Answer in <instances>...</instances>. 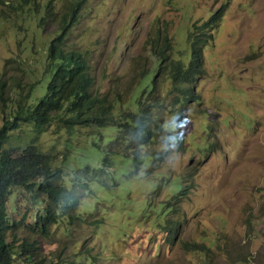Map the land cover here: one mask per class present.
I'll use <instances>...</instances> for the list:
<instances>
[{
  "label": "rangeland",
  "instance_id": "rangeland-1",
  "mask_svg": "<svg viewBox=\"0 0 264 264\" xmlns=\"http://www.w3.org/2000/svg\"><path fill=\"white\" fill-rule=\"evenodd\" d=\"M54 1L60 7L61 0ZM224 3L202 48L203 72L185 85L194 87L195 98L180 107L171 103L173 94L166 97L162 132L145 148L146 156L149 148L162 155L154 165L146 162L139 173L116 162L100 167L96 148L105 153L134 147L125 148L116 136L109 140L113 125L90 127L84 135L53 122L41 133L39 146L80 200L41 234L34 225L41 194L13 187L7 202L13 226L6 236L15 264L27 255L42 264H264V0H85L65 47L89 50L94 93L124 91L139 70L153 66L148 43L162 44L167 34L172 56L183 51L186 58L188 27ZM2 9L10 18H0V125L31 83L30 103L43 94L56 28L54 22L37 28L32 20L34 40L25 39L32 48L23 51L27 22ZM32 136V125L21 124L6 146L23 147ZM92 157L96 161L85 170ZM102 178L104 187L96 182ZM176 178L184 186L181 196L163 205L159 187L168 179L174 185ZM170 183L167 189L176 188Z\"/></svg>",
  "mask_w": 264,
  "mask_h": 264
},
{
  "label": "trees",
  "instance_id": "trees-1",
  "mask_svg": "<svg viewBox=\"0 0 264 264\" xmlns=\"http://www.w3.org/2000/svg\"><path fill=\"white\" fill-rule=\"evenodd\" d=\"M84 2L85 0H61L60 7L55 8L54 0H44L42 7L39 0H0V5L15 10L21 15V21L27 22L20 40L23 51L32 48V43L25 41L34 40L32 20L41 29L49 22L56 23L55 34L49 39L47 47V68L50 74L44 94L36 104H29L34 86L31 83L29 89L22 92L16 101L13 115L4 119L0 125V264L16 263L15 251L6 236L13 226L7 209L13 187L22 186L27 192L32 193L35 190L41 194L38 199L41 206L37 208L34 219V225L41 234L48 233L49 226L58 221V215L65 212L66 206L74 209L77 204L73 189L63 182L62 169L52 166L50 152L39 146L37 140L41 133L53 122H56L57 128L68 132L79 128L84 135L91 133L90 127L113 125L116 133L109 140L116 136V142L125 141V148L134 147L131 152L123 149L122 152L108 150L105 153L96 148L94 153L99 166L116 162L117 168H121L122 164L133 172L138 171L140 165L147 160L154 161L160 157L153 148L149 149L154 153L150 152L147 157L145 148L150 142L156 141L162 132L160 113L166 107V97L173 94L171 103L179 104L180 107L184 106L185 101L195 98L194 87L185 86L189 84L186 82L192 83V80L198 79V73L203 72L202 48L211 39L208 30L217 25L227 6L225 3L221 4L207 19L200 23L194 22L188 27L186 58L183 51H179L177 58L172 56L173 46L165 34L162 44L148 43L153 66L139 70L133 76V83L128 89L97 94L89 90V50H68L65 47L66 38L77 22ZM0 18H10L6 9H2ZM166 80L170 87L163 90L162 83ZM3 85L0 80V86ZM21 124H31L33 127V136L29 143L23 147H7L12 131ZM91 160L96 161L95 157L90 158L86 167L91 166ZM98 181L103 183L105 178ZM26 258L28 260L21 264H42V261L36 262L31 255Z\"/></svg>",
  "mask_w": 264,
  "mask_h": 264
},
{
  "label": "clouds",
  "instance_id": "clouds-1",
  "mask_svg": "<svg viewBox=\"0 0 264 264\" xmlns=\"http://www.w3.org/2000/svg\"><path fill=\"white\" fill-rule=\"evenodd\" d=\"M49 75V74H48ZM89 75H90V72H89ZM90 79H91V77H90ZM41 81V80H40ZM47 81H48V76H47V80H46V82H45V85H44V92H45V86H46V83H47ZM35 86V85H34ZM34 86H33V88H32V90L34 89ZM31 90V91H32ZM89 90L92 92V93H94L93 92V90H92V88H91V85H90V88H89ZM44 92H43V94H44ZM42 94V95H43ZM41 95V96H42ZM41 96L39 97V99L41 98ZM30 97H31V93H30ZM30 99V98H29ZM39 99L37 100V102L39 101ZM29 102V101H28ZM37 102H35V103H30L29 102V104H36ZM174 106H177V104L176 105H174ZM179 107V106H178ZM94 145H96V144H94ZM160 157H158V158H156L154 161H152V165H154V163L157 161V160H159V159H161L162 158V155H159ZM148 157V156H147ZM79 162V156H78V161H77V163ZM146 162H149L148 160L146 161ZM143 163V164H141L140 165V167H139V169H138V171H134V172H136V173H139V172H141V171H143V170H145L144 168H145V166L147 165V166H149V164L148 163ZM89 167V166H88ZM88 167H86V165L84 166V169L86 170V169H88ZM100 167H103V165H100ZM81 169V167L79 166L78 168H76V169H74L73 170V175H74V173L75 172H77V171H79ZM96 182H98L99 183V185H101L102 187H104L103 185H102V182H100V181H96ZM168 183H170L169 182V179L168 180H164V182H163V184L159 187V190H162V192H163V194L160 196V201L162 202L163 200L166 202L168 199H170V202H172V201H174V199H178L180 196H181V190L180 189H182V191H183V188H184V186H183V183L182 182H180V180H179V178H176V180L173 182V184L174 185H172L171 183V187H176V188H174V189H167V185L166 184H168ZM181 186V187H180ZM164 187L166 188V190H165V192H164ZM176 192V193H175ZM175 196V197H174ZM174 197V199H171V198H173ZM80 199L79 198H77V201H79ZM162 204L164 205L165 203L164 202H162ZM77 204L75 205V207H74V209H72V207H71V209L73 210V211H75L76 209H77ZM70 211V207L69 206H66V210H65V212H69ZM165 228L166 229H168V225H165ZM172 230V226H170V231Z\"/></svg>",
  "mask_w": 264,
  "mask_h": 264
}]
</instances>
